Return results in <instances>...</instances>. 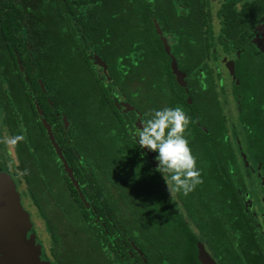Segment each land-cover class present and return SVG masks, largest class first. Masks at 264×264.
<instances>
[{"label": "flooded vegetation", "instance_id": "1", "mask_svg": "<svg viewBox=\"0 0 264 264\" xmlns=\"http://www.w3.org/2000/svg\"><path fill=\"white\" fill-rule=\"evenodd\" d=\"M147 1L148 24H139L134 42L126 43V31L121 24L115 26L113 34L111 24H105L103 37L98 44L103 45L100 52L90 53L93 59L97 53L107 67L104 70L94 65L90 74L94 76L96 72L104 80L106 91L103 90V100H107L109 110L113 104L122 116L129 137L132 129L139 126V121L151 109L150 99L141 100L139 96L142 94L149 95V98L151 96L153 108H182L189 117L185 134L196 157V166L200 169L201 183L192 190V196L189 193L169 192L160 174L150 171L154 168V161L149 158L152 153L142 158L136 148L138 161L133 160V156L132 160H128L124 158L127 157L126 145L120 142L115 144L117 151L111 150L110 142L106 150L108 152L104 153L94 152L88 147L85 157L90 164L88 172L94 175L103 192H108L107 196H110L109 189H113V204L121 206L126 199L122 195L124 192L118 188L127 189L131 180L134 188L137 178L143 180L142 184L151 180L154 182L151 185H161L171 199V205L176 208L174 214L180 215L194 233L197 257L198 244L201 243L217 264H264V53L255 45L258 28L264 22V0ZM165 43L170 49L169 54ZM47 61L51 66H56L55 55H49L44 63ZM172 64L177 66L184 80L183 87L177 83ZM32 70L39 74V70ZM44 75L47 76L46 71ZM173 79L177 86H174ZM133 82H139L140 85L128 88ZM56 84L48 83L46 87L42 84L45 88L43 94L56 117L49 122L42 110L41 118L50 125L56 141V133L72 140L70 145L74 153V139L77 138L73 120L74 88L67 102L65 94ZM151 90H154V94H150ZM31 96L38 97L34 93ZM44 130L47 134L45 126ZM195 141L203 150L193 149ZM58 143L61 146L59 140ZM207 146L216 149L214 153L205 152ZM61 149L80 191L73 185L74 189L79 198L81 193L85 199L82 192L86 184L81 183L79 178V164L67 160V152L63 151L62 146ZM113 154H116L115 160ZM212 154L216 158L215 162L209 158ZM74 155L81 162L85 161L83 154L80 155L78 151ZM100 155L104 163L100 162ZM56 158L60 172L67 176L62 162ZM95 159L98 161L95 162ZM215 163L223 166L218 167L222 168L221 171L216 170L217 166H212ZM131 164L132 167H129ZM123 167L128 169V176H125ZM11 168L18 175L11 163L5 172L14 179ZM212 172H223L224 180L222 176L218 177L219 180L213 178ZM204 188L211 195L203 194ZM197 201H200L198 207ZM82 202L90 210L91 202ZM92 212V220L104 230L106 225L101 215L94 209ZM74 235L78 234L74 231ZM228 235L233 236L231 240L238 250L230 258L223 251L229 248L226 246ZM130 243L128 247L124 241L123 248H116L117 255L108 246L100 252L105 255L104 260L108 259V263L113 264H117L116 259L121 264L137 261V256L143 259L141 244L135 241ZM42 252L45 260L57 264L52 257Z\"/></svg>", "mask_w": 264, "mask_h": 264}, {"label": "trees", "instance_id": "2", "mask_svg": "<svg viewBox=\"0 0 264 264\" xmlns=\"http://www.w3.org/2000/svg\"><path fill=\"white\" fill-rule=\"evenodd\" d=\"M147 6V0H0V106L4 114V131L8 137H22L11 143L13 154L10 153L9 157L5 155V142L0 136V170L8 171L10 160L18 171L19 179L25 184L38 214L45 221L52 241V259L57 264H62L61 257L57 255L62 237L65 245L67 241L71 243L69 240L72 236L74 254L77 253L74 264H106L108 259L102 260L105 255L100 250L108 246L117 255L116 248H123L124 241L128 247L130 241L139 244L134 239L139 236L142 237L140 244L144 258L137 256V261L130 264H200L197 239L185 220L174 214L176 208L171 205V199L161 185H151L154 183L151 180L142 184L143 180L137 178L134 188L131 180L125 204L121 206L113 204L112 196L103 192L87 169L90 167L85 158L88 147L94 152L104 153L108 152V142L112 151H117L115 144L118 142L126 145L127 157L124 158L132 160L133 156V160L138 161L137 147L134 148V141L126 133L122 116L113 104L109 110L107 100H103L102 95L106 91L104 80L95 71L94 76L90 74L94 65H99L95 59L97 53L93 59L90 52H100L103 45L98 44L103 37L105 24H111L112 34L115 26L121 24L126 31V43L134 42L139 24H148ZM49 55L56 56V66H51L48 61L44 63ZM99 59L104 63L99 66L105 70L106 63ZM32 68L39 70V74H35ZM45 71L47 76L44 75ZM40 82L45 87L48 83L57 82L56 86L65 94V100L71 99V89L74 88L73 120L74 129L77 130L74 153L78 151L80 155L83 154L85 161L81 162L72 153V140L64 138L63 134L56 133V136L57 143L59 140L63 151L68 154L67 160L79 164V178L81 183L86 184L82 193L86 201L91 202L90 210L58 167L57 155L45 133L41 113L45 111V118L49 122L56 116L51 112L43 94L45 88L41 87ZM174 85L177 86L175 80ZM33 93L38 97H32ZM149 99L151 96L146 101ZM52 100L56 102L54 98ZM108 110L111 114L106 121ZM197 131L202 133L199 129ZM194 144V150H203L197 141ZM215 150L205 147L207 153H214ZM101 155L100 162H103ZM114 156L116 154L112 155L113 159ZM209 158L213 162L216 160L213 154ZM218 165L215 163L212 166H217L219 172L222 168L218 167L223 166ZM222 174L212 172V177L219 180L222 176L224 180L225 174ZM62 191L72 209L62 205ZM93 209L101 215L106 225L104 230L92 220ZM72 211L81 217L82 232L75 235L76 241L72 234L75 230L74 219L68 218L73 215ZM134 222H139L138 237L132 226Z\"/></svg>", "mask_w": 264, "mask_h": 264}, {"label": "clouds", "instance_id": "3", "mask_svg": "<svg viewBox=\"0 0 264 264\" xmlns=\"http://www.w3.org/2000/svg\"><path fill=\"white\" fill-rule=\"evenodd\" d=\"M188 125L189 117L179 106L152 108L130 134L142 158L153 154L154 168L150 171L160 174L169 192L183 195L201 183L200 169L185 134ZM21 138L7 137L4 142L15 143Z\"/></svg>", "mask_w": 264, "mask_h": 264}, {"label": "water", "instance_id": "4", "mask_svg": "<svg viewBox=\"0 0 264 264\" xmlns=\"http://www.w3.org/2000/svg\"><path fill=\"white\" fill-rule=\"evenodd\" d=\"M165 45L169 54L170 49L167 43ZM255 45L264 53V22L258 28ZM95 59L97 64L104 65L98 56ZM172 69L177 76V83L183 87L184 80L175 64H172ZM41 87H43L42 83ZM39 112L41 113L40 110ZM42 123L47 130L56 155L63 164L65 173L80 191L78 182L63 156L50 125L45 119H42ZM149 155V158L152 159V154ZM80 197L86 202L81 193ZM32 230L33 223L28 211L22 205L21 195L14 179L8 172L0 170V264H52L51 261L44 259L42 245L37 242L36 233H33ZM198 259L201 264H217L201 243L198 244Z\"/></svg>", "mask_w": 264, "mask_h": 264}, {"label": "rangeland", "instance_id": "5", "mask_svg": "<svg viewBox=\"0 0 264 264\" xmlns=\"http://www.w3.org/2000/svg\"><path fill=\"white\" fill-rule=\"evenodd\" d=\"M172 82L174 83V79L172 80ZM133 85H128V88H131V87H133L134 86V88L135 87H137L138 85H140L139 84V82H133L132 83ZM136 85V86H135ZM104 86H105V84H104ZM175 86V85H174ZM179 91H181V90H179ZM150 94H154V90H151L150 91ZM149 96V95H148ZM148 96H145V93L144 94H142L141 96H139V97H141V100H143V101H146V99L148 98ZM149 103H151V109L153 108V100L152 99H150V102ZM148 111V110H147ZM109 110H108V112H107V114H108V116H109ZM97 118V117H96ZM239 134H240V136H241V131H239ZM0 136L3 138V140L5 139V138H7L8 137V135H7V132H5L4 131V114H3V112H2V110L0 109ZM3 150H4V152H5V155H7V156H9L10 157V153L11 154H13V147H12V144L11 143H5L4 144V147H3ZM124 150V149H123ZM117 159H118V157H117ZM119 160V159H118ZM117 160V161H118ZM120 161V160H119ZM9 163H11V161L9 160ZM86 163H88V162H86ZM122 166V165H121ZM129 167H132V164L131 165H128ZM123 171H124V173H125V176H128V174H129V171H128V169H126V167H123ZM10 172H12V173H14L13 174V177H14V179L16 180V185H17V188H18V191L20 192V195H21V202H22V205H23V207L28 211V213H29V216H30V219H31V221H32V223H33V231L36 233V236H37V242L38 243H40L41 245H42V249H43V251L45 252V254L48 256V257H52V253H51V246H52V241L50 240V236H49V233H48V231L46 230V227H45V221L40 217V215L38 214V212H37V210H36V208H35V206H34V204H33V201L31 200V198H30V196H29V194H28V191H27V189H26V187H25V184L24 183H22L21 182V180H19V177H18V175L14 172V170L11 168L10 169ZM65 181V180H64ZM66 186H67V184H66ZM208 189V188H207ZM110 191H109V195L110 196H112V192H113V189L111 190V189H109ZM118 190L119 191H121V192H124L122 195H124V197H125V199L127 198V193H126V191H127V189H125L124 187H122V188H118ZM112 191V192H111ZM126 193V194H125ZM192 191L191 192H189V194L192 196ZM203 194H206V196H209V195H211V193L210 192H208V190H206L205 188L203 189ZM62 195L64 196H61V200H62V205L63 206H65V208H67V207H69V209H72V206H71V204H69V203H67V201H68V198H67V200H65L64 198H65V192L64 191H62ZM201 195V193L199 194V196ZM132 197L134 196V195H131ZM199 202L200 201H197V205H196V207H198L199 206ZM65 203H67V204H65ZM58 205V204H57ZM59 206V205H58ZM60 207V206H59ZM125 210V209H124ZM124 212V211H123ZM71 214H73V215H70L68 218L69 219H74V221H72V222H74V228H76L74 231H75V233L76 234H78L79 235V233H80V235H81V232H82V226H80V219L79 218H81L80 217V215H74V211H72L71 212ZM110 217V216H109ZM111 218V217H110ZM122 221L124 220L123 219V217L122 216H120L119 217ZM53 220H56V219H53ZM76 222H79V223H77V224H75ZM132 225V224H131ZM134 228H135V230H136V237H138L137 235H140V233H138V228H139V222H134V225H132ZM227 226V225H226ZM228 227V226H227ZM60 233H64L63 231H61ZM72 234H74V232H72ZM139 238V239H138ZM138 238H134V239H136L137 241H139L140 243H142V237L141 236H139ZM227 238H228V243H227V245L226 246H228L229 248H228V250L226 251V250H223L224 252H226L228 255V257L230 258V255H232V254H234V253H237L238 252V250L236 249V248H234L235 247V245H234V243H233V241L231 240V239H233V236L232 235H228L227 236ZM74 240L76 241V237H75V235H74ZM71 243H69L68 241L65 243V245H64V238L62 237V240H61V247H60V249H59V251H58V253H57V255L58 256H60L61 257V259H62V264H74V259L77 257V253H76V255L74 254V243L72 242L73 241V236H72V238L69 240ZM113 258H115V256L114 255H111ZM224 256H225V253H224ZM99 259V258H98ZM153 259H154V257H153ZM102 260L104 261V259L102 258ZM154 260H156V259H154ZM153 260V261H154ZM116 262H117V264H121V262L118 260V259H116ZM105 263H106V261H105ZM106 264H109L108 262L106 263ZM113 264V263H112ZM150 264H152V263H150ZM228 264H237L236 262L234 263H228Z\"/></svg>", "mask_w": 264, "mask_h": 264}]
</instances>
